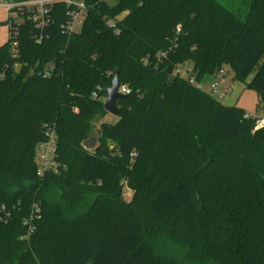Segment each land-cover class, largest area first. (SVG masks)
I'll list each match as a JSON object with an SVG mask.
<instances>
[{
    "label": "trees",
    "instance_id": "1",
    "mask_svg": "<svg viewBox=\"0 0 264 264\" xmlns=\"http://www.w3.org/2000/svg\"><path fill=\"white\" fill-rule=\"evenodd\" d=\"M82 3L78 32L58 2L41 40L23 10L0 46V264H264V0ZM225 68L250 78L257 115L196 85ZM115 71L130 93L104 121ZM47 130L59 172L40 178Z\"/></svg>",
    "mask_w": 264,
    "mask_h": 264
},
{
    "label": "built area",
    "instance_id": "2",
    "mask_svg": "<svg viewBox=\"0 0 264 264\" xmlns=\"http://www.w3.org/2000/svg\"><path fill=\"white\" fill-rule=\"evenodd\" d=\"M63 2L67 6H75L76 10L69 11L70 20L67 23L66 30L70 33H76L79 31L82 25V13L84 12L83 3L75 4L73 0H29L25 2L12 3L5 2L1 6L7 10L8 16V26L11 23H16L21 20L19 14L20 11H26L29 18L33 21L35 26L40 30V35L38 36V41L42 38V31L51 24L50 11L51 6L55 3ZM112 27V25L110 24ZM11 39V35H8V39ZM13 38V36H12ZM10 48L12 53V58L17 56V43L16 41H10ZM180 74V72H178ZM221 71L219 75H222ZM44 76H48L45 74ZM181 76V75H180ZM187 77V71L182 76ZM189 83L193 84L194 79L189 78ZM118 92L122 95H128L130 90L125 86H119ZM227 92V91H226ZM226 92L219 93L218 84L215 82L211 84V93L217 94L219 99H222ZM253 117L252 115L246 113L244 118ZM264 128V118H260L255 122L254 130ZM46 140L38 143L35 148V161H36V176L43 177L47 173H58L59 164L56 162V139L53 130H47ZM41 218L39 208L34 206L30 216L23 221V226L26 227L25 238L28 239L35 230V223Z\"/></svg>",
    "mask_w": 264,
    "mask_h": 264
},
{
    "label": "rangeland",
    "instance_id": "3",
    "mask_svg": "<svg viewBox=\"0 0 264 264\" xmlns=\"http://www.w3.org/2000/svg\"><path fill=\"white\" fill-rule=\"evenodd\" d=\"M6 0H0V46L3 45L8 39V24L5 22L8 20L9 13L5 8L1 5L4 4ZM75 4L83 2V0H73ZM108 4L113 6L116 4L117 0H107ZM186 69L180 70V75L183 76L185 74ZM234 73L230 68H225L224 73L222 75H218L217 77L212 75H204L196 85L200 88V90L210 96H212L216 101L224 106H236L237 108L243 110L245 113H248L252 116L257 115V111L260 109L259 99L257 93L252 90L246 88V84L249 82L248 80L240 81L233 78ZM218 84L219 93L226 92L225 96L222 99H219L217 94L211 93V84ZM103 98V102L105 101V95ZM113 116L107 114L103 120L104 121H113ZM95 127L98 129L100 120L96 122H92ZM106 147L109 151L115 150V144L111 142H105ZM82 146V145H81ZM121 200L124 203H130L133 191L130 190L126 185V180H124L121 184ZM142 221L143 218L141 217ZM184 264V263H181Z\"/></svg>",
    "mask_w": 264,
    "mask_h": 264
},
{
    "label": "water",
    "instance_id": "4",
    "mask_svg": "<svg viewBox=\"0 0 264 264\" xmlns=\"http://www.w3.org/2000/svg\"><path fill=\"white\" fill-rule=\"evenodd\" d=\"M119 81L117 72L115 71L114 76L111 80L109 87L105 89V101L103 108L105 112L116 117L118 115V109L116 107V100L128 98V95H122L118 92ZM96 122V121H95ZM100 134L94 124H91V131L88 138L82 143V147L87 152H94L98 148V140Z\"/></svg>",
    "mask_w": 264,
    "mask_h": 264
}]
</instances>
